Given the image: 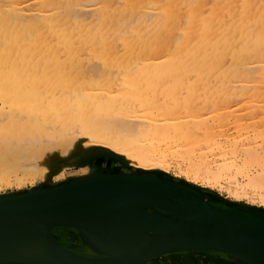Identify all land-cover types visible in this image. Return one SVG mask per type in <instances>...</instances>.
I'll return each instance as SVG.
<instances>
[{"label":"bare ground","instance_id":"1","mask_svg":"<svg viewBox=\"0 0 264 264\" xmlns=\"http://www.w3.org/2000/svg\"><path fill=\"white\" fill-rule=\"evenodd\" d=\"M61 47L63 70L40 73ZM62 93L67 101L55 105ZM0 101L2 130L25 117L0 132V185L11 175L16 186L58 179L73 150H105L117 165L88 174L96 179L84 189L97 196L76 208L94 226L53 227L69 228L96 258L132 252L167 227L151 218L170 224L206 212L192 198L200 192L156 175L171 159L193 181L232 176L236 185L243 174L245 189L264 190V0H0ZM59 125L65 141L43 150L49 139L36 134L50 137ZM211 250L264 264L246 249ZM0 264L57 263L42 228L27 222L0 226Z\"/></svg>","mask_w":264,"mask_h":264},{"label":"water","instance_id":"2","mask_svg":"<svg viewBox=\"0 0 264 264\" xmlns=\"http://www.w3.org/2000/svg\"><path fill=\"white\" fill-rule=\"evenodd\" d=\"M93 179L96 176L54 187L0 195V226L27 222L39 225L44 232L47 256L57 264H134L164 252L188 248L246 249L264 256L263 222L216 206L197 194H192V198L199 202L205 213L179 218L170 224L151 218L149 222L153 227H167L149 233L143 246L137 250L112 258L74 254L56 240L51 228L58 224L94 226L76 210L78 204L97 196L84 189V185ZM163 189L171 192L169 188Z\"/></svg>","mask_w":264,"mask_h":264},{"label":"rangeland","instance_id":"3","mask_svg":"<svg viewBox=\"0 0 264 264\" xmlns=\"http://www.w3.org/2000/svg\"><path fill=\"white\" fill-rule=\"evenodd\" d=\"M93 9H95L96 14H97L98 9H96L95 7H93ZM28 35H24V36L27 37ZM26 42H27V40H26ZM58 52H60V53H58L54 59L55 61L59 60L58 65L56 64L57 62H55L53 59L50 62L47 61V62L43 63V61H41L40 63L43 65L41 66L42 68L40 67V69H39L40 73H44V74L47 73L48 74V73H55L57 71L56 73L59 74L58 71L63 70L62 69L64 66L63 63H64V61H66L68 59L67 58L68 56L66 55V52L64 51V49H62V47L58 49ZM48 63L50 64V66H52L51 68H53V69H51L48 66ZM45 64H47V65L45 66ZM259 64L260 63L255 62L252 64V66L253 65H259ZM54 69H56V70H54ZM63 73L64 72H62V73L60 72L61 75ZM40 76H44V75H40ZM38 78H39V76H38ZM42 78L43 77H41V79ZM60 93H58V94H60ZM62 95L63 96L59 100H57V99L60 96L58 95L56 97L57 101L54 102L55 105H56V102L60 103L62 101V99L67 101V97L65 96L66 94L62 93ZM37 101L38 100H34L33 102L31 101V104L40 105L43 103V99H42V101L41 100H39V102H37ZM48 102H50V101H48ZM62 102H63V104L65 103L64 101H62ZM0 104H2L1 101H0ZM43 104H45V103H43ZM63 104H61L60 106H63ZM3 105L5 106L7 111L11 110L9 105H7V104H3ZM60 106H59V109H60ZM261 115H262L261 118H263L264 112ZM19 119L25 120V117L18 116L16 118L9 119V122H6V124L4 125V127L6 129L2 130L0 127V132L6 133V132H9L10 130L16 128L17 127L16 121ZM257 121L258 120H256V119L251 120V122H253V123L254 122L256 123ZM57 128L58 129H56L55 132L51 131V134L49 135L50 137H48V135L44 131H41L38 134H36L35 138L36 139L38 138V140L43 139V138L49 139V142H46L43 144V146H44V147H42L43 150L45 148H47L48 145L51 146L53 144L51 142H57L58 141L60 143H63L65 141L66 137H62L63 133L61 132V131L64 132V128L62 129L61 125H59ZM55 152H56V155H60V152H58V151H55ZM73 152H76V153H73ZM86 152L87 151H83L82 153H80V152L78 153L77 150H73L72 151L73 154H71V155L68 154V156H66L67 158L70 159L71 157L74 156L73 158H75V159L73 160L72 163L68 164L69 166L71 165L70 167L68 165H66V167L64 168V171H63V175L59 176V178L57 177L58 179H55L53 177L51 179L50 178L46 179L44 177V178L36 179L34 182L31 180H25L21 186H16L17 185L16 184L17 178L15 175H11V177H12V178H10L11 179L10 181H12L11 184H1L0 185V193H1L0 195L17 194V193H23V192L29 191L31 189L54 187V186H57L60 184H64V183L72 182V181H75L78 179L86 178L90 174H93V175L96 174L95 172L112 171L113 170L112 168H114L115 165H117L118 161L114 160V157L111 154L106 153L105 150L104 151L89 152L85 155ZM96 153H98V154H96ZM47 154H45V155H47ZM170 162L171 163L168 164L169 167L167 168L166 172L163 171V172L156 174L163 181L171 182V183L177 184L179 186L200 192V194H202L206 200H209V202L213 203L214 205H217L219 207H222V208L231 210L233 212L239 213L243 216L264 222V199H263L264 198V193H263L264 190L262 191L259 189L260 190V192H259V190H255L254 188L251 189L252 188L251 186H248L245 189L246 185H248V184H246V182H245L246 179H245L243 174H239V175L233 174L234 176H236L235 178H237V180H238L236 185H235V181H234L235 179H233L232 176L230 177V180L227 178L229 176H227V177L224 176V178H220L221 180L218 179L219 182L217 184L213 181H211L212 183H210V181L207 183L206 181H202V180L193 181L191 178H189L188 176L185 175L186 169L182 163H180L179 161L174 160V159H171ZM62 164H63V162H62ZM80 165H82V166H80ZM52 167H54V168L52 169L50 167L51 168L50 170L51 171L55 170V166H52ZM58 169L59 168H57V166H56L57 172L60 171V169L59 170ZM183 170H185V171H183ZM134 171H135L134 168H130V167L125 168V172L133 173ZM230 181H231V183H230ZM243 182L245 183V186H243V184H244ZM241 183H242V185H241ZM237 186H238V189L236 188ZM249 188H250V190H248ZM242 189L244 191H242ZM260 194L261 195L263 194V195L259 196ZM55 228H57V226L52 228V230H53L52 232L55 236L58 237L59 240L63 241L65 239L68 242L70 240H72L69 238H64V236L62 234H58L57 232H55V230H54ZM68 247H74V245H71ZM187 250H190V249H187ZM193 250H195V249H193ZM179 251H182V250H179ZM176 252H178V251H176ZM163 256H165V255H163ZM163 256H159L158 258L151 259V260L145 262L144 264H198L196 262V260H193L189 257H186L185 254H184V256L178 255V258H174L173 260H167ZM197 257L199 258V260H201L202 264H222V259L217 258L215 252L210 251V252L201 253V255H199ZM194 259H196V258H194ZM226 260L228 262H230V260H228V259H226ZM230 263H232V262H230ZM232 264H234V263H232Z\"/></svg>","mask_w":264,"mask_h":264},{"label":"flooded vegetation","instance_id":"4","mask_svg":"<svg viewBox=\"0 0 264 264\" xmlns=\"http://www.w3.org/2000/svg\"><path fill=\"white\" fill-rule=\"evenodd\" d=\"M55 232H57L58 234H62L64 236V238H69L70 236H72L71 230L69 228H65L63 226H59V228H55L54 229ZM56 238L58 239V237L56 236ZM59 240V239H58ZM59 242L62 244L63 247L69 249L70 251H72L75 254H81L85 257H89V258H96V255H93L91 252L87 251L83 245L79 244L77 241L74 240H70L69 242L66 241L65 239L59 240ZM74 245V247H68ZM215 252L217 258L222 259V264H232L230 262H228L226 260V258L219 253L218 251L215 250H211V249H197V250H182V251H178V252H173V253H169L166 254L165 256H163L165 259L167 260H173L174 258H178V255H182L184 256V254L186 255V257H189L193 260H196V262L198 264H202L201 260H199V258L197 256L201 255V253H205V252ZM196 258V259H194Z\"/></svg>","mask_w":264,"mask_h":264}]
</instances>
